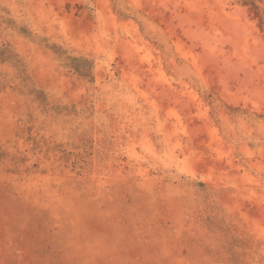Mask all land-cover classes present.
<instances>
[{
  "label": "rangeland",
  "instance_id": "1",
  "mask_svg": "<svg viewBox=\"0 0 264 264\" xmlns=\"http://www.w3.org/2000/svg\"><path fill=\"white\" fill-rule=\"evenodd\" d=\"M0 264H264V0H0Z\"/></svg>",
  "mask_w": 264,
  "mask_h": 264
}]
</instances>
